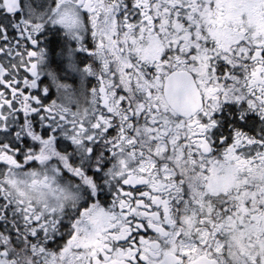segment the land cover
Returning <instances> with one entry per match:
<instances>
[{"label":"snow or ice","instance_id":"obj_1","mask_svg":"<svg viewBox=\"0 0 264 264\" xmlns=\"http://www.w3.org/2000/svg\"><path fill=\"white\" fill-rule=\"evenodd\" d=\"M0 264H264V0H0Z\"/></svg>","mask_w":264,"mask_h":264}]
</instances>
